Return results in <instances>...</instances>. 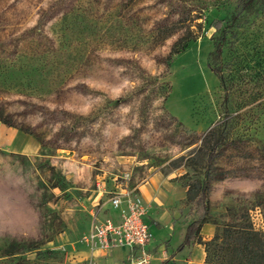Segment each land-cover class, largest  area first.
<instances>
[{
    "label": "rangeland",
    "instance_id": "1",
    "mask_svg": "<svg viewBox=\"0 0 264 264\" xmlns=\"http://www.w3.org/2000/svg\"><path fill=\"white\" fill-rule=\"evenodd\" d=\"M233 6L0 0V121L38 144L0 146V264H66L81 199L106 182L133 191L159 170L197 184L212 126L225 143L207 168L199 236L244 216L264 231V3L228 22Z\"/></svg>",
    "mask_w": 264,
    "mask_h": 264
},
{
    "label": "crops",
    "instance_id": "2",
    "mask_svg": "<svg viewBox=\"0 0 264 264\" xmlns=\"http://www.w3.org/2000/svg\"><path fill=\"white\" fill-rule=\"evenodd\" d=\"M0 146L9 151L31 154L38 149L35 139L24 136L19 138L18 131L0 121ZM136 192L143 200L146 211L145 220L151 230V239L147 249L151 254L147 264H195L204 259V249L201 243L182 241L185 224L190 218L186 205V185L181 184L171 175L154 170L134 184ZM124 193L116 183L106 182V186L89 199H81L85 209L80 232H85L90 226L93 216L104 219L119 220L118 208L112 207L106 195L117 191ZM206 226L205 235H209L210 226ZM79 228V226H78ZM79 232V233H80ZM75 234V233H74ZM77 234V233H76ZM70 249L66 264H127L129 249L126 246L114 244L107 248H89L81 241H69Z\"/></svg>",
    "mask_w": 264,
    "mask_h": 264
},
{
    "label": "trees",
    "instance_id": "3",
    "mask_svg": "<svg viewBox=\"0 0 264 264\" xmlns=\"http://www.w3.org/2000/svg\"><path fill=\"white\" fill-rule=\"evenodd\" d=\"M264 3V0H234V6L227 18L230 21H235L241 16L254 11L256 4ZM220 17L215 20L213 25L216 30L220 31L214 46L208 51V57L216 60L221 52V47L226 41L225 25L222 24ZM185 45V42L182 43ZM215 72H218L216 66L211 67ZM8 126L11 123L2 119ZM217 127L212 126L206 132V136L211 138L212 144L207 151V157L204 165V172L197 184L190 180H183L180 183L186 185V205L187 212L190 213V218L185 224V231L182 241L202 243L204 249V259L201 263L195 264H264V231L260 228H255L248 217L242 219L223 222L221 227L214 231V234L202 239L199 236L201 224L206 221L208 216V197L206 195V176L208 174V166L214 159L216 147L225 143V134L223 131H218L215 134ZM184 173L180 176H183Z\"/></svg>",
    "mask_w": 264,
    "mask_h": 264
},
{
    "label": "built area",
    "instance_id": "4",
    "mask_svg": "<svg viewBox=\"0 0 264 264\" xmlns=\"http://www.w3.org/2000/svg\"><path fill=\"white\" fill-rule=\"evenodd\" d=\"M108 201L112 207L118 208L119 220H98L93 216L79 240L89 248H107L114 244L126 246L129 249L127 264H147L151 258L147 245L152 234L145 220L143 200L136 192L127 190L124 193L113 191Z\"/></svg>",
    "mask_w": 264,
    "mask_h": 264
}]
</instances>
